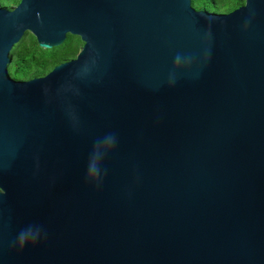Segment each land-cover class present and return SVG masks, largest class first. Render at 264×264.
I'll return each mask as SVG.
<instances>
[{"label":"water","instance_id":"water-1","mask_svg":"<svg viewBox=\"0 0 264 264\" xmlns=\"http://www.w3.org/2000/svg\"><path fill=\"white\" fill-rule=\"evenodd\" d=\"M0 264H264V0L0 7Z\"/></svg>","mask_w":264,"mask_h":264},{"label":"trees","instance_id":"trees-1","mask_svg":"<svg viewBox=\"0 0 264 264\" xmlns=\"http://www.w3.org/2000/svg\"><path fill=\"white\" fill-rule=\"evenodd\" d=\"M19 0H0V6L10 7ZM195 9L224 13L244 4V0H191ZM82 42L78 36L68 34L66 40L53 48H42L36 38L28 33L10 51L11 62L8 72L13 79L26 80L49 72L55 65L77 55Z\"/></svg>","mask_w":264,"mask_h":264},{"label":"flooded vegetation","instance_id":"flooded-vegetation-1","mask_svg":"<svg viewBox=\"0 0 264 264\" xmlns=\"http://www.w3.org/2000/svg\"><path fill=\"white\" fill-rule=\"evenodd\" d=\"M20 1V0H19ZM17 4V3H16ZM16 4H12V5H10V7H5V8H7V9H12ZM0 7H3V6H0ZM12 58V57H11Z\"/></svg>","mask_w":264,"mask_h":264}]
</instances>
